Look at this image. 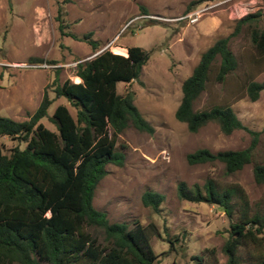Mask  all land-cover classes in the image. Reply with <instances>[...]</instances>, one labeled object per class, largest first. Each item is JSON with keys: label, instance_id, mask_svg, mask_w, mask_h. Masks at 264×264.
Wrapping results in <instances>:
<instances>
[{"label": "rangeland", "instance_id": "374dc122", "mask_svg": "<svg viewBox=\"0 0 264 264\" xmlns=\"http://www.w3.org/2000/svg\"><path fill=\"white\" fill-rule=\"evenodd\" d=\"M211 2L216 4L196 22L184 18ZM58 7L67 24L65 31L77 36L91 31V38L98 41L96 51L85 40L61 34ZM257 11L264 25V0H0V115L18 121L28 119L44 88L53 96L49 84L55 77L59 82L66 78L78 82L73 74L76 62L103 49L116 53V49L125 51L128 46L143 48L148 61L140 81H133L129 87L154 131L150 134L129 125L117 135L123 164H107V173L95 187L93 205L105 211L111 222L156 224L162 238L154 235L151 245L159 255V264H224L226 256L221 248L228 237L229 218L217 205L180 199L176 187L181 181L189 187L202 185L208 177L222 186L236 183L248 196L249 212L264 215V183H256L252 173L253 162L264 163V90L251 100L244 87L249 80L264 81V55L252 47L245 26L229 40L237 68L223 82H217L216 59L193 107L230 105L242 123L257 132L252 162L232 174H227L218 161L189 164L186 154L197 148L214 152L244 148L252 134L243 129L223 134L216 122L192 133L175 118L174 111L181 98L182 80L201 52L216 38L228 35L238 18ZM213 17L217 18L215 24L210 21ZM31 57L41 61L31 63ZM123 85L118 83V92ZM62 102L63 98L55 99L48 114ZM40 122L55 129L47 118ZM0 144L7 152L18 142L0 136ZM145 190L164 195L158 211L142 204ZM173 236L178 240L171 247L167 238ZM257 253L250 243L239 248L242 264H250ZM194 255L202 260L192 259Z\"/></svg>", "mask_w": 264, "mask_h": 264}, {"label": "trees", "instance_id": "16d2710c", "mask_svg": "<svg viewBox=\"0 0 264 264\" xmlns=\"http://www.w3.org/2000/svg\"><path fill=\"white\" fill-rule=\"evenodd\" d=\"M261 16L259 11L243 15L228 35L216 38L201 52L182 80L181 98L174 111L189 132L216 122L223 134L243 129L252 139L240 149L214 152L197 148L186 154L189 164L218 161L227 174H232L252 162L257 132L244 125L228 104L194 109L193 103L205 89L216 59L217 82H223L237 68L229 40L241 26L246 27L256 53L264 55ZM56 19L61 34L85 40L93 51L98 49L91 31L81 36L65 31L67 24L60 7ZM115 51L120 54L103 49L76 62L73 74L78 82L69 78L59 82L55 77L49 84L53 96L44 88L28 119L18 121L0 115V136L18 142L7 152L0 144V264H159V255L151 245L154 235L162 238L156 224L111 222L105 211L93 205L95 187L107 173V164H123L117 135L129 125L150 134L154 131L129 87L133 81H140L148 53L139 46ZM29 61L41 59L31 57ZM119 82L124 84L122 92L117 91ZM244 87L249 98L256 100L264 90V81L249 80ZM59 98L64 102L49 115L48 107ZM42 118L55 129L40 122ZM252 173L256 183H264V163L253 162ZM176 190L180 199L217 205L229 218L228 237L221 248L226 256L224 264H242L239 248L247 243L258 249L250 264H264V215L249 212L248 196L240 185L222 186L208 177L202 185L192 187L181 181ZM163 200V194L152 190L141 195L142 204L154 211ZM177 240L178 236L167 238L171 247ZM192 259L202 260L198 255Z\"/></svg>", "mask_w": 264, "mask_h": 264}, {"label": "built area", "instance_id": "2783aa9c", "mask_svg": "<svg viewBox=\"0 0 264 264\" xmlns=\"http://www.w3.org/2000/svg\"><path fill=\"white\" fill-rule=\"evenodd\" d=\"M216 4V2H211L205 6H203L200 10H195L190 14H187L184 16V18H187L189 23L196 22L201 15H203L205 12H207L211 7H213Z\"/></svg>", "mask_w": 264, "mask_h": 264}, {"label": "crops", "instance_id": "0c3cea01", "mask_svg": "<svg viewBox=\"0 0 264 264\" xmlns=\"http://www.w3.org/2000/svg\"><path fill=\"white\" fill-rule=\"evenodd\" d=\"M210 21H211V24H212V23H214V24H215V23H217V18H216V17H213V18H211V20H210ZM117 85H118V84H117Z\"/></svg>", "mask_w": 264, "mask_h": 264}]
</instances>
